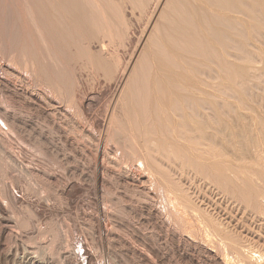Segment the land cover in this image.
I'll return each mask as SVG.
<instances>
[{"label":"rangeland","instance_id":"rangeland-1","mask_svg":"<svg viewBox=\"0 0 264 264\" xmlns=\"http://www.w3.org/2000/svg\"><path fill=\"white\" fill-rule=\"evenodd\" d=\"M150 1L126 0L124 3L117 0L118 4H115L108 0H94L93 3L87 0L86 9L82 0L75 1L73 6L70 0H0V207L5 206L7 212L11 211L9 215L18 221L19 228H15V231L21 233V236L14 234L13 237L3 238L0 264H18L11 258L12 251L16 247L20 248L19 257L22 258L26 246L35 253L38 264H216L204 252H198L200 250H195L188 242L186 245L185 240L170 232L168 223L163 220L164 215L157 209L162 208V195L156 187L152 186L151 189L146 183L145 173L139 165L134 161L130 163L132 159L128 153L131 149L128 144L134 149L131 133L128 135V131L126 137L119 130L120 126L116 127L118 120L114 118L113 123L110 120L109 114L115 106L114 102L121 95H126V100L117 107L124 113L117 110L119 114L116 118L120 120V125L131 122L127 124L129 128L133 124V129L137 130V124L142 122L143 126L146 118L147 122L152 121V125L153 122L158 124V127L154 125L157 128L163 123L155 108L147 105V98L141 99L142 95L147 96L149 93L145 85L153 75L151 69L152 62L155 61L154 55L161 47L164 37L162 18L155 21L157 24L151 29L153 35L151 31L146 32L157 3V0H152L153 3ZM163 13L162 15H169ZM83 15H87L88 19L83 20ZM94 27L95 30L99 28L107 33L103 38L105 51L100 50L93 42ZM260 45L261 60L255 61L248 70L241 94L232 95L228 99L231 116L239 115L241 120L243 115L251 119L253 117L258 123L262 120L263 124L260 122L261 125H256L259 128L264 127V36ZM136 49L140 50V56L135 63L134 74L127 83H120L122 69ZM158 76L165 78L160 71L158 75H153V79ZM9 81H15L17 87L24 92L15 94L8 87ZM26 92L34 95L33 102ZM126 105L128 109L125 108ZM133 106L135 108L131 109ZM6 109L16 119L13 129L17 134L7 130L10 124L3 114ZM243 120V123L250 121L247 118L245 120H249L248 122ZM146 123L145 126L148 124ZM232 123L238 128V132L244 128L241 122ZM250 124L252 126L253 123ZM142 126L139 129H145L140 128ZM108 127L110 142H104L102 138ZM251 128L248 126L249 130ZM256 128L255 131L251 130V135H259V128L258 131ZM9 153L15 155L21 163L14 162V157ZM245 153L244 157L248 160L245 163L252 160L255 165L254 158ZM118 156L121 158V167L118 165ZM96 166H104L108 171L103 175L101 173L98 178ZM40 167H45L47 172L51 171L60 181L64 178V181L71 180L70 184L76 182L74 185L77 184V187L73 189L74 192L71 191L73 195L62 193L60 184L58 180L55 182L54 177L50 179L44 174L27 172L28 169L33 171L41 169ZM262 180L259 183V180L253 181V190L247 185L253 191L252 195L254 191L258 194L254 189H259L264 196ZM64 181L60 182L61 189L62 184L69 183ZM237 181H230V185L237 184ZM196 182L195 180L196 188L204 190L196 189L194 182L189 183L187 190L191 191V195H197L194 196L197 199L194 198L195 203L220 218L221 222L225 221L228 230H232L234 236L237 234L243 240L239 241L245 246L251 245L249 250L255 249L254 251L264 254V216H258L257 212L255 214L248 207L250 204L245 206L246 202H243L242 205L237 197L241 190L239 187L245 182H238L239 185L241 183L236 187L239 190L233 188L235 184L229 185L237 191L238 194L233 192L236 195L231 191L237 201L231 195L228 196L229 192H226L227 197L225 192L219 193L220 190L214 188V185L206 184L203 180L204 186L200 180ZM199 182L201 186H198ZM183 185L187 188L188 183ZM247 189L245 191L249 195ZM256 198L250 200L247 197L246 201L255 203ZM25 200H30L33 204ZM243 206L249 209L246 210ZM104 209L111 214L103 216L101 213ZM98 217H103V221H106L105 228L103 227L105 234L107 229H111L106 236H99L100 232L96 230ZM20 264H26V259L23 258Z\"/></svg>","mask_w":264,"mask_h":264},{"label":"bare ground","instance_id":"bare-ground-1","mask_svg":"<svg viewBox=\"0 0 264 264\" xmlns=\"http://www.w3.org/2000/svg\"><path fill=\"white\" fill-rule=\"evenodd\" d=\"M75 1L77 0H70L71 6H73L72 3H76ZM82 1L86 5L84 6V8L87 9V0ZM108 1L118 4L117 0ZM121 1L125 3L126 0ZM91 2L93 3L94 0H91ZM150 2H152V0ZM131 4L133 3L131 2ZM153 11L154 14L152 16L150 15L152 18L149 19L150 26L146 32L150 33L152 27L154 28V24L156 23L155 21L162 18L164 37L161 47L157 49V53L156 55H154L155 61L152 62L153 67L151 69V73L155 76L156 74L158 75L161 71V73L165 75V78H162L163 76H158L157 79L156 77L153 79L152 75L149 80H147V85H145L148 87L149 93L147 94V96L142 95L141 99L145 100L147 98V105L151 108H155L156 112L159 113V115L163 119V123L161 124L160 128H157L158 124H154L153 122L152 125V121H150L151 123H149V120L148 122L146 121L148 118H146L145 123L147 122L149 124L148 125L146 123V126H148L147 128L145 126V123L143 124V126L141 125L142 122H140V125L137 124V130L133 129V124H131L129 128L127 124H130L131 122H126L127 124L120 125V123H118L120 122V120L116 118L119 114L117 112V110H119L117 107L119 106V103H122L126 100V95H121L119 98L117 95L118 100H116L117 102H114L115 106L112 105L113 109H111V114H109L110 120L112 123L114 118L116 121L118 120L117 123L119 125H117L116 123V127L120 126L119 130L125 136L128 131V135L131 133V138H128H130L131 140L133 139L134 149H132V146L128 144V148L131 149V151L129 150L128 153V156L132 159L130 163L132 164L133 161L136 162L144 171H141V169L139 168L140 172L145 173L144 177L146 176V183L151 186V189L152 186L153 188L156 187L162 195V201L159 200L162 204L159 205H161L162 208L161 210L160 208L157 209L164 215V219H162L165 220L166 223H168L169 229H171L170 232L178 236L179 239L181 238L185 240L186 245L188 242L195 248V250L196 248L199 249L200 251L198 252H204L203 254L209 256L211 258L210 260H214L216 264H264V254H261L259 251H254L255 249L249 250V247L251 245L249 247L247 245L245 246L244 243L241 242L243 240L240 239L237 234L236 236H234L235 234L231 233L232 230L231 232L230 230H228L227 225L224 224L225 221L221 222L219 220L220 218L218 219L214 215H212L213 213L210 214L208 213V211H205L206 209H203L202 206L199 207L200 204L198 205L194 200L197 195L195 196L194 194H192V196L191 191H187L189 190L188 187H190L189 183L194 182V185L195 180L197 182L199 180L202 182L203 180V182H206V184L208 183L214 185V188L216 187V189H219V193L225 192L226 195H224L226 197V192H229L228 196L231 195L232 198L234 197V195L238 194L237 191H234L235 189H237L236 187H239L241 185V183L239 185L238 182H245L244 184H242V187H239L242 191H245V189L247 188V190H249V187H247V185L250 186V188L252 187L251 185L254 183L253 181L259 180V183L262 179H264V134L262 135V132L264 133V127H258L259 124L261 125V123L263 124V122L260 119L261 121H259V123L256 121L258 123L257 124L253 117L252 121L250 117L248 118L247 116L245 117V115H243V121L248 122L250 119V121H252H249L248 123L244 122L247 126L246 127L240 119L239 115L235 116L233 114L234 117L230 115V102H228L230 96H239L241 94V90L246 83L248 70L253 66L255 61L261 60L262 48L260 44L264 36V0H157L156 6ZM163 12H166L165 14L168 13L169 15H162L164 14ZM83 17V20L88 19L87 15H83ZM93 24L95 25L94 22ZM95 27L93 28L94 30ZM97 29L95 31L93 30V42L94 44H96V46H99L100 50L105 51V41L103 40V38L107 33L99 28ZM151 34L153 35L152 31ZM109 53L110 52H108V54ZM139 53L140 50L136 49L130 61L128 60L129 62L127 63V65L125 64V68L122 69L123 71L121 72L122 74L120 83H127V81H129L134 74L135 63L137 62V58H139L140 56ZM13 64L14 63L12 62V65ZM8 87L11 88L15 94L24 92L17 87L15 81H9ZM57 88L59 89V87ZM120 92L123 93V91L121 90ZM26 95H29L30 101L33 102V100L35 99L34 95L30 94L29 92H26ZM41 105H39V107ZM127 106L128 105H126L125 108L128 109L129 107ZM43 108L45 107L43 106ZM134 108L135 106H133L131 109ZM120 110L119 112L124 114L123 112H121L123 110ZM3 114L8 121V124H10L7 126V130L13 132L14 134H17V132L13 129L16 122L13 114L9 113L7 109L3 110ZM235 117L236 122H241V124H243L244 128L241 127L242 129L240 128V132L237 131L238 128H236L235 124L232 123L235 122ZM118 118H120V115ZM231 118L234 119L232 120ZM245 118L249 120H245ZM98 123L99 122H97V124ZM250 123H253L254 126L253 124L251 126ZM109 125L110 124L108 123V126ZM154 125H157V127H155ZM126 126H128V128ZM139 126H142L140 128L145 129H139ZM149 126L154 128H149ZM248 126L252 128H254L255 126L258 127L259 129L255 127L256 131L259 130L258 132H260L261 135L260 133L259 135H251L253 133V131L251 133V130L255 131V128H251V130H249L250 128L248 129ZM109 128L110 127L106 129L105 133L103 132V138L101 136L104 142L105 140H109L110 138ZM116 131L118 130L116 129ZM258 132L256 133L258 134ZM128 138L126 140H128ZM20 140L23 141L22 138H20ZM108 142H110V140ZM19 145L22 148H25V146H23L22 144ZM39 152L41 153L40 150ZM245 152L250 154L249 156H251L252 159L254 158L253 161L256 162L255 165H253L254 163L252 162V160L249 162H252L250 165H248V162L247 164L245 163V161H248L244 157L246 154ZM9 155L11 157H14V162L21 163L19 159L15 157V155H13L12 153H9ZM119 158L120 157L118 156L117 159ZM125 160L127 161L128 159H124V161ZM117 161H121V158ZM120 163L121 162H119L118 165ZM121 165L122 164H120V167ZM37 168L35 170L32 169L33 171H30L28 169L27 172H29L30 174H44V176L46 175L49 178L54 177L55 182L56 180H58L62 193L64 192L65 194H67V196H71V191H73V189L77 187V184L74 185V183L76 182L70 184L71 180L64 181L63 178L64 182L69 183L62 184V190L60 182L63 181H60V179H56L51 171L47 172L46 168L48 167H46L45 169L41 167V169ZM107 171L108 170H106L104 166H98L96 168V176L99 178L101 173L103 175L104 173L106 174ZM55 174L56 173H54V175ZM141 174L137 175L143 176ZM190 174L192 176H190ZM56 176L60 175L56 174ZM240 179L241 181H237ZM234 180L237 181L236 183L238 184L237 185L233 183V185H236L235 187L233 185H230L232 183L230 181L234 182ZM185 182L188 183L187 188L185 187L186 189L183 185V183ZM203 182L202 186H204ZM262 182H264V180H262ZM199 184L198 186H201V184ZM229 185L233 186V188L235 189L233 190ZM255 185L258 186L259 184ZM9 188L10 185H8V189ZM199 188L197 187L196 189ZM239 188L237 190H239ZM242 188L245 189L243 190ZM252 190H249V195L246 194L247 191H245V193L241 191L242 194L239 191V194L241 196L238 194L237 197L240 198L239 200L242 202H240L242 205L244 204L243 202H246L244 205L246 206V204H250L248 207H251V209L254 210L255 214L257 212L258 216H264L263 193L262 191H258L259 189H254L258 192L257 194L256 191H254V193H256L255 196L254 193L252 195ZM231 191L232 194H236L232 195ZM188 192H190V194ZM250 195L252 197H250ZM201 196L203 197L204 195L202 194ZM247 197L250 200L257 197L255 199L256 202H247ZM19 199L21 202V198ZM234 199L236 200V197H234ZM25 201H29V204H33V202H31L30 200ZM4 207H0V252L3 248L2 240L4 237H13L14 234L21 236V233L15 231V228H19L18 221L14 219L13 216H10L9 214L11 211L8 210L7 212L6 207L5 209H3ZM248 207L247 209H249ZM108 213L109 212L104 209L101 214H103V216H106L108 215ZM102 218L98 217L96 219V224H98V227L96 226L98 229L96 230L100 232L99 236H106L110 233L111 229L108 231V227H106L107 230L105 234L103 227L105 226L106 221H103L104 218ZM99 232H97V234ZM174 239L176 241L175 237ZM239 239L241 241H239ZM20 250V248L16 247L15 250L12 251L11 258L14 260V262L20 264L21 260H23L24 258L26 259V264H38L39 261L37 259V256H35V253H32L27 246L23 249L24 257L22 258L19 257L21 256L19 252Z\"/></svg>","mask_w":264,"mask_h":264}]
</instances>
